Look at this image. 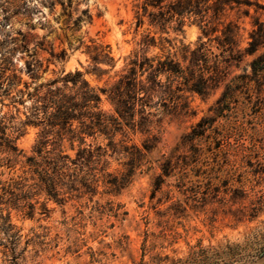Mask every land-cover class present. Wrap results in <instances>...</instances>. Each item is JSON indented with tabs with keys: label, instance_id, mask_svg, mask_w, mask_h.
I'll use <instances>...</instances> for the list:
<instances>
[{
	"label": "rangeland",
	"instance_id": "obj_1",
	"mask_svg": "<svg viewBox=\"0 0 264 264\" xmlns=\"http://www.w3.org/2000/svg\"><path fill=\"white\" fill-rule=\"evenodd\" d=\"M143 1L0 0V59L10 56L31 89L80 71L100 92L101 109L117 116L108 92L101 90H109L119 78L145 35L167 36L147 17L137 27ZM251 1V6H227L220 15L221 23L239 26L242 51L255 21L264 22V0ZM14 3L23 6L19 13L4 11ZM198 18L187 20L183 32H170L176 46L195 47L202 36ZM218 28L216 34L221 35L223 26ZM92 45L108 46L114 67L93 71L87 53ZM176 49L166 44L162 51L159 45L149 55L169 50L174 54ZM34 57L41 63L36 80L26 72V62ZM253 58L246 56L232 67L230 79L245 71L251 75ZM261 83L251 81L249 91H237L217 116L214 108L224 86L209 95L185 92L187 112L174 115L162 109L151 136L125 127L127 137L118 133L115 141L125 139L126 145L144 153L131 182L116 189L100 180L92 191L80 185V190L61 195L62 202L27 188H13V196L4 193L2 188L11 182L32 176L28 158L36 156L41 129L22 125L25 106L19 104L16 111L0 89V126H7L22 153L10 164L0 154V264H264V80ZM4 116L13 118L4 123ZM205 117H215L211 127L192 145L178 149ZM152 135L156 145L146 150ZM93 143L105 147L109 140L102 135ZM68 153L75 157L76 151ZM109 154L105 173L120 178L129 158ZM167 159L174 169L163 175L157 189Z\"/></svg>",
	"mask_w": 264,
	"mask_h": 264
},
{
	"label": "trees",
	"instance_id": "obj_2",
	"mask_svg": "<svg viewBox=\"0 0 264 264\" xmlns=\"http://www.w3.org/2000/svg\"><path fill=\"white\" fill-rule=\"evenodd\" d=\"M233 4L251 6L253 3L251 0H144L142 13L137 14V27L143 26L147 17L151 26L167 36L145 35L141 49L133 51L128 57L123 73L109 90H101L108 92L117 116L101 109L100 92L90 86L82 72H70L31 89V85L23 82L17 69H14L11 57L3 55L0 59V89L4 90L16 111H20L19 104L25 106L26 120L21 122L22 125H34L41 129L34 150L36 156L28 158L32 176L11 182L8 188H2L4 193L13 196V188H27L28 192H46L50 198L62 202L61 195L66 192L78 191L80 185L92 191L100 180L110 187L121 189L131 182L138 163L144 158L139 147L126 145L125 139L115 141L118 133L127 137L125 127L151 136L154 120L162 109L174 115L187 112L185 92L209 95L224 86L214 108L217 116L218 112L228 107L237 91L243 88L250 90L251 81L263 84L264 51L261 50L264 49V22L255 21L248 46L242 51L238 43L239 26L233 22H220L222 12ZM22 8V5L14 3L4 11L19 13ZM211 10L213 14H210ZM193 16L199 17L202 36L195 47L183 43L176 46L170 32H183L186 21ZM219 25L223 26L221 35L216 34L220 31ZM204 37L207 40L204 41ZM166 44L177 48L176 52L172 54L169 50L149 55L151 48L161 45L164 51ZM87 53L95 64L93 71L103 73L106 69L102 66L112 68L115 65L108 46H88ZM246 56H254L249 64L251 75L245 71L230 79L232 67L238 66ZM40 64L35 57L26 62V72L33 80L38 78ZM3 101L4 98L1 99ZM215 117H205L198 122L191 133L182 138L178 149L192 145L203 136ZM8 118L13 117L4 116L2 122L5 123ZM6 130L5 124L0 126V154H4L2 160L10 164L22 153L16 138L8 135ZM102 135L109 143L105 147L96 146L93 141ZM89 139H92L90 143ZM156 141L157 137L152 135L144 148H154ZM68 149L76 151L75 157L68 153ZM110 151L129 158L128 170L120 178L105 173ZM173 169L172 159H167L163 174L157 179V189L164 182L163 175H170Z\"/></svg>",
	"mask_w": 264,
	"mask_h": 264
}]
</instances>
